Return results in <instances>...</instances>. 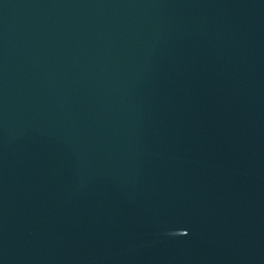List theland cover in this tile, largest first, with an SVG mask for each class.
<instances>
[{"label":"water","instance_id":"1","mask_svg":"<svg viewBox=\"0 0 264 264\" xmlns=\"http://www.w3.org/2000/svg\"><path fill=\"white\" fill-rule=\"evenodd\" d=\"M0 264H264V0H0Z\"/></svg>","mask_w":264,"mask_h":264}]
</instances>
